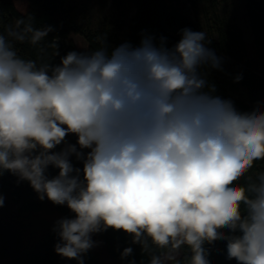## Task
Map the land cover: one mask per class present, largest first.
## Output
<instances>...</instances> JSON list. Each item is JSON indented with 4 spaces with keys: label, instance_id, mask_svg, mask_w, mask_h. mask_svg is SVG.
<instances>
[{
    "label": "clouds",
    "instance_id": "obj_1",
    "mask_svg": "<svg viewBox=\"0 0 264 264\" xmlns=\"http://www.w3.org/2000/svg\"><path fill=\"white\" fill-rule=\"evenodd\" d=\"M52 31L21 19L0 34V175L68 208L53 225L56 254L84 264L93 235L112 229L143 248L187 246L190 264H212L217 240L229 260L264 264V173L237 183L264 160V106L240 112L216 94L209 77L224 58L207 34L183 28L171 47L147 32L113 47L102 34L59 64L18 54L14 42Z\"/></svg>",
    "mask_w": 264,
    "mask_h": 264
},
{
    "label": "trees",
    "instance_id": "obj_2",
    "mask_svg": "<svg viewBox=\"0 0 264 264\" xmlns=\"http://www.w3.org/2000/svg\"><path fill=\"white\" fill-rule=\"evenodd\" d=\"M26 6V11H20L13 0H0V34H6L9 28H16L18 20H31L35 28L51 26L53 31L43 38L38 44L32 45L28 41L24 43L14 42L18 54L25 59L35 60L38 64H59L60 58L70 51H80L70 40V35H80L88 44L89 51L98 46L97 37L107 34L109 45L118 46V33L125 25L123 20H106L101 29L95 30L92 27L87 13L79 9L76 5L70 4L67 0H22ZM135 14L128 23V41L137 45L141 39V33L147 32L159 38H167L169 47L180 39V30L191 28L189 23H185L180 15L172 9V4L163 0H134ZM198 3H205L204 6L213 8L219 0H193ZM250 7V13L254 20L259 22L258 13L264 14V0H246ZM210 39V38H209ZM57 43V49L54 46ZM210 48L216 54H225L234 60L246 62L242 51V40L238 32L228 34L219 32V41L211 40ZM58 51V55H56ZM248 75L242 79L250 92V103L246 104L229 94L219 81L215 72H211L209 79L215 83L216 94L225 99H231L236 109L240 112L251 111L256 107V102L252 93V81ZM247 78V81L245 80ZM68 143H75L76 137L69 135L66 137ZM75 163V161H74ZM77 166H80L77 164ZM50 175H55L56 170L49 169ZM260 173H264V160L254 162L253 168L244 177L237 181L240 185H246L256 178ZM0 192L8 200L14 202L18 208L17 241L19 243L21 232L27 225V220L33 213L40 212L47 203H50L63 217L71 215L66 206H56L47 199L41 201L26 181H19L18 178L9 172L0 175ZM103 239L109 253L123 261H134V264L150 263L152 256H159L174 249L160 248L149 240L148 247L143 248L139 244H133L130 235L108 229L99 233ZM58 237L53 232L48 238L36 243L33 247L24 251H17L11 254L10 259L2 264H77L76 260H69L56 254L54 250ZM131 247L132 254L126 258L121 257L125 248ZM212 264H237L235 260L227 258L226 241L217 240L206 245ZM180 255L174 264H190L191 251L187 246H182ZM84 264H103L97 261L89 250L83 257Z\"/></svg>",
    "mask_w": 264,
    "mask_h": 264
},
{
    "label": "rangeland",
    "instance_id": "obj_3",
    "mask_svg": "<svg viewBox=\"0 0 264 264\" xmlns=\"http://www.w3.org/2000/svg\"><path fill=\"white\" fill-rule=\"evenodd\" d=\"M15 6L22 12L26 6L22 0H13ZM84 10L92 27L101 29L103 22L108 20H123L125 25L118 33V45L128 41V23L135 14L134 0H67ZM172 4L185 23L191 25L193 31H204L208 38L219 41V32L233 34L238 32L242 40V53L246 62L237 61L233 58L219 54L224 58L223 71L215 72L224 88L234 98L249 104L250 92L242 79L248 75L252 81V93L256 102L264 106V14L258 13L259 22L254 20L250 13V7L246 0H219L213 8L204 6L205 3L193 0H163ZM70 40L80 51H89L88 44L80 35L71 34ZM242 75L239 82L234 78ZM248 77V79H249ZM247 81V78L245 79ZM4 206L0 207V264L10 259L11 254L17 251L28 250L36 243L48 238L53 229L54 222L63 217L50 203L27 220V225L21 232L20 241H17L18 208L16 204L3 195ZM92 239L96 242L90 249L94 258L103 264H129L113 257L99 233L94 234ZM180 255L179 250H171L162 254V264H174ZM150 264V263H140Z\"/></svg>",
    "mask_w": 264,
    "mask_h": 264
}]
</instances>
